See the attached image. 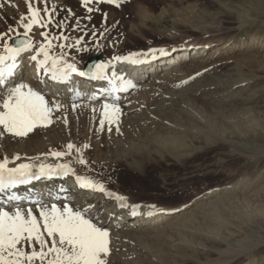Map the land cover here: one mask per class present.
I'll list each match as a JSON object with an SVG mask.
<instances>
[{
  "label": "rangeland",
  "instance_id": "rangeland-1",
  "mask_svg": "<svg viewBox=\"0 0 264 264\" xmlns=\"http://www.w3.org/2000/svg\"><path fill=\"white\" fill-rule=\"evenodd\" d=\"M31 2L40 10V23L28 32L30 49L38 52L50 41V57L62 58L60 65L84 68L96 56L117 62V56L153 48L200 46L172 49L180 62H173L176 54L144 76L142 87L115 100H60V86L57 92L42 86L50 104L58 99L62 105L53 122L26 137L6 134L0 144L46 137V150L64 151L82 175L127 202L188 204L152 226L155 236L128 238V244L110 237L107 264H264V0H124L120 7L103 0ZM0 5V22L14 29L0 31L11 37L0 39L1 48L24 36L20 17L28 14V5L26 0H0ZM223 42L229 46L210 56ZM162 94L171 101L158 99ZM104 103L118 104L120 115L118 125L105 122L101 129ZM141 115L161 118L167 129L143 124ZM32 210L41 220L40 209ZM118 242L133 254L124 258L114 249ZM25 250L31 249L25 245Z\"/></svg>",
  "mask_w": 264,
  "mask_h": 264
},
{
  "label": "snow or ice",
  "instance_id": "snow-or-ice-1",
  "mask_svg": "<svg viewBox=\"0 0 264 264\" xmlns=\"http://www.w3.org/2000/svg\"><path fill=\"white\" fill-rule=\"evenodd\" d=\"M87 5L91 0H83ZM108 4H114L116 7L124 2V0H103ZM28 5V14L21 16L20 21L24 29L23 35L28 36L34 24H39L38 8L32 7L31 0H26ZM2 6V5H0ZM47 11V9H45ZM88 11H92L91 8ZM27 20V22H24ZM51 20H49V23ZM46 27L47 25H41ZM14 29L9 28V32ZM47 38L46 33H41ZM11 39L7 32H0V39ZM66 39V37H61ZM79 44V40H77ZM20 46L5 43L4 47L7 55H0V81L7 80L13 74L16 57L20 53L32 48L30 39L19 41ZM52 47L49 41L48 47L43 44L39 46L37 55H32L31 59L36 61L38 70L44 67L45 71L50 73L53 80L65 81L70 73L78 72L75 64L63 62L60 66L61 59L50 57L49 49ZM63 47V46H61ZM151 53L159 51L162 55H168L165 49H150ZM43 53V59H38V54ZM138 53H132L129 56L115 57V60H130L135 63H141L142 60L136 59ZM51 64L49 66V60ZM106 65L100 64L96 66L97 72L94 78H104L100 74L103 73ZM79 75H86L85 72H79ZM199 75V73L197 74ZM190 79H192L190 77ZM187 83V81H182ZM129 86H132L129 84ZM95 99V97H91ZM2 99L0 103V137L6 134L14 137H26L35 129L42 126L50 125L54 110H59L62 105L58 101L50 102L45 96L34 90L27 84L16 83L8 89V95ZM78 107V105H73ZM103 113L100 120L101 129L105 122L109 125L117 124L120 115V107L114 103H104L102 105ZM111 131V128H109ZM117 131L119 128L117 126ZM68 149L74 148V145L68 144ZM87 147V145H85ZM64 152H52L55 157L64 156ZM19 159V156L16 157ZM81 164L86 163L80 160ZM36 167L33 164L21 163L15 167H8V159L0 161V193L7 190L15 189L18 185H23L31 180H38L41 177L57 174L55 169L63 170V174L67 175L73 172L67 164L39 165V171L34 172ZM82 182V187H89L104 191L103 184L93 182L84 177H77ZM107 195L113 196L120 201V207H127L126 197L108 192ZM10 201L18 200L20 197L10 195ZM138 205H133V214ZM154 207V206H153ZM40 218L33 214V210L29 207L26 211L21 206H15L14 211H6L0 207V264H107V257L110 255V233L107 227L98 226L93 219L86 218L79 210H73L67 204L61 210L56 204H52L50 208L41 207L39 210ZM153 213H149L152 215ZM45 235L50 238L46 239ZM50 244V246H49ZM25 245L30 251L25 250ZM36 245L39 246L38 250Z\"/></svg>",
  "mask_w": 264,
  "mask_h": 264
},
{
  "label": "bare ground",
  "instance_id": "bare-ground-1",
  "mask_svg": "<svg viewBox=\"0 0 264 264\" xmlns=\"http://www.w3.org/2000/svg\"><path fill=\"white\" fill-rule=\"evenodd\" d=\"M10 26V22H6L5 25L0 22V31L2 29L6 30ZM7 43L10 45L20 46L14 44L13 42L11 44L9 41ZM181 46L182 47L174 46L165 49L167 50L168 55H162L160 52H148L146 54L139 55L136 57V59L142 60L143 62L141 63H135L134 61L130 60H122L120 63H118V61L110 62L109 59L101 62L103 60L99 59L97 64L94 65L95 68L91 75L88 77L81 75L72 76L65 81L53 80L51 74L46 72L44 67H41L38 70L36 61L31 59V56L37 55L38 52L34 51L33 49H28L16 57L15 65H17V67L14 68L11 78L5 81V85H0V91L4 90L6 87H13L16 83H24L39 92L41 91L42 86H48V88H50L49 91L53 90L55 92H57L56 89L58 86H60V100L69 99L72 97L82 98L86 102L90 103L98 102L106 98L115 100L118 97H122L125 91H129L135 87H142V80L144 76H150L151 72L157 70L160 66L163 67L164 65L170 64L172 57L174 58L177 54L174 52V54L170 55L172 49L173 51L178 52L176 48H179L180 51L188 52V50L198 49L200 45L193 42L186 43ZM225 46H229L228 42H223L222 45L213 48L211 50L210 56H214L217 54V52L219 53ZM233 46L236 48L235 44L232 45V47ZM0 55H7L5 47L0 48ZM178 55L179 54H177V56L173 59V62H180V60H178ZM99 57L101 58L102 56ZM155 58L157 59L153 60ZM38 59H43L41 53L38 54ZM50 64L51 61L49 60V66ZM100 64L106 65L103 73L100 74L102 77L107 72L112 78L117 80V84L120 89L118 95L111 93L110 85L106 81L107 76H105L104 79L94 78L93 74L97 72L96 66ZM77 69L81 71L83 70L82 67H77ZM132 72H134V75H132ZM129 84L132 86H129ZM9 88H7V90ZM93 96L95 99L91 98ZM158 99L165 100L167 102L171 101L170 97H165L163 94L160 95ZM131 108L133 109L134 107H130V109ZM140 121L143 122V124L150 123L153 125H160L164 129L166 128L163 125V120L161 121V118L158 117L155 118L149 115H141ZM165 125H167L166 122ZM45 138L46 137L36 136L25 138L20 140V143H15V146L0 144V161L7 158L8 167L10 168L21 163L33 164L36 166L33 169L34 172L39 171V165L41 164L53 165L54 167L59 164H67L74 171L64 175L63 170L55 169L57 174L44 176L38 180H34L30 184L17 186L15 189H10L4 193H0V207L6 210H11L13 208L15 209V206L19 205L22 209L27 210L29 207L33 209L34 207H36V209H40L41 207L50 208L52 204H56L57 207L61 208L62 210L63 206L67 204L74 211H81L86 218L93 219V222L97 223L98 226L107 227L111 238L113 237L114 239H118L120 241L123 240V242L125 240L126 242L128 238L132 241L134 238L138 240L151 237L155 231L151 230L152 226L160 225L167 217H169L170 214H175L177 211L184 209L188 205L182 204L179 207H166L159 204H144L126 201L128 206L120 207V201L115 199L113 196L107 195L108 192H113L99 180L82 175L80 167L74 159L68 157V154H65L61 157H55L51 155L52 152L57 151L45 149V144L47 142V139ZM17 156H19V159H16ZM77 177H84L92 180L93 182L103 184L104 191L89 187H82V182L79 181ZM10 195H16L20 197V199L10 201L8 199ZM133 205L139 206L137 209H135V215L133 214ZM149 213L153 214L149 215ZM114 239H111L110 241ZM127 248L125 247V243L122 242H118L117 245L114 246V249L118 250L119 254L121 253L124 258L129 257L130 253L132 252H126L124 249L127 250ZM140 255L142 256V254Z\"/></svg>",
  "mask_w": 264,
  "mask_h": 264
},
{
  "label": "water",
  "instance_id": "water-1",
  "mask_svg": "<svg viewBox=\"0 0 264 264\" xmlns=\"http://www.w3.org/2000/svg\"><path fill=\"white\" fill-rule=\"evenodd\" d=\"M28 39L27 37H16L13 42L14 44H17L19 45V41H23V40H26ZM98 60V57H95V58H92L90 59L87 63H86V66H85V72L86 73H90L92 68H93V65L97 62Z\"/></svg>",
  "mask_w": 264,
  "mask_h": 264
}]
</instances>
